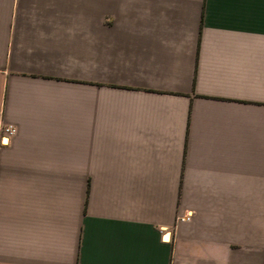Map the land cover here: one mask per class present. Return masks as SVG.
I'll list each match as a JSON object with an SVG mask.
<instances>
[{"label": "crops", "instance_id": "1", "mask_svg": "<svg viewBox=\"0 0 264 264\" xmlns=\"http://www.w3.org/2000/svg\"><path fill=\"white\" fill-rule=\"evenodd\" d=\"M0 264H264V0H0Z\"/></svg>", "mask_w": 264, "mask_h": 264}, {"label": "built area", "instance_id": "2", "mask_svg": "<svg viewBox=\"0 0 264 264\" xmlns=\"http://www.w3.org/2000/svg\"><path fill=\"white\" fill-rule=\"evenodd\" d=\"M16 134V129L12 126H9L4 130V138L7 139V142L9 139H11ZM191 219V214L185 215L182 220L189 221Z\"/></svg>", "mask_w": 264, "mask_h": 264}]
</instances>
